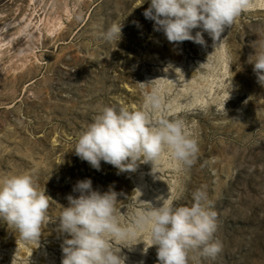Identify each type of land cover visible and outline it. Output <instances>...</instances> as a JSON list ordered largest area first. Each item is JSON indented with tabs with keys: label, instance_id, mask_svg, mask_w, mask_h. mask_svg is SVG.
Returning a JSON list of instances; mask_svg holds the SVG:
<instances>
[{
	"label": "rangeland",
	"instance_id": "obj_1",
	"mask_svg": "<svg viewBox=\"0 0 264 264\" xmlns=\"http://www.w3.org/2000/svg\"><path fill=\"white\" fill-rule=\"evenodd\" d=\"M149 3L0 0V180L31 173L54 220L78 195L77 181L91 179L93 189L118 193L122 224L163 200L190 207L201 190L222 251L199 264H264V87L248 62L264 39V0L215 49L206 32L205 46L169 43L143 15ZM112 23L123 25L119 42L102 38ZM104 107L147 110L153 123L181 119L198 141L194 163L182 168L164 152L154 168L94 169L73 148ZM58 223L42 226L37 243L0 220V264H61ZM118 243L124 264H157L147 232Z\"/></svg>",
	"mask_w": 264,
	"mask_h": 264
},
{
	"label": "clouds",
	"instance_id": "obj_2",
	"mask_svg": "<svg viewBox=\"0 0 264 264\" xmlns=\"http://www.w3.org/2000/svg\"><path fill=\"white\" fill-rule=\"evenodd\" d=\"M253 6V0H150L143 15L171 44L192 41L205 46L206 32L215 49L226 28ZM122 27L112 23L102 38L119 42ZM197 28L202 31L193 35ZM248 62L257 83L264 87V39ZM147 99L154 109L159 106L154 96ZM73 151L96 170L103 161L118 172H133L139 163L151 162L154 168L164 152L182 168H189L199 147L181 119L153 123L147 110L104 107L78 137ZM73 192L78 195L69 194L68 206L52 220L48 215L51 197L38 189L31 173L6 176L0 180V220L13 225L25 242L37 243L42 226L58 220L57 230L65 236L61 264H124L123 245L118 242L143 232L149 234L150 247H156L157 264H199L201 258L215 259L222 251L215 239L217 214L204 191L193 194L190 207L163 200L159 207L137 213L129 224L121 223L118 193L111 188L101 192L93 189L91 179H84L77 181Z\"/></svg>",
	"mask_w": 264,
	"mask_h": 264
},
{
	"label": "bare ground",
	"instance_id": "obj_3",
	"mask_svg": "<svg viewBox=\"0 0 264 264\" xmlns=\"http://www.w3.org/2000/svg\"><path fill=\"white\" fill-rule=\"evenodd\" d=\"M21 20H22V19H21ZM49 20L52 21V19H49V18H48V21H49ZM55 20H56V19H55ZM22 21H23V20H22ZM53 21H54V19H53ZM49 22H50V21H49ZM49 22H48V23H49ZM51 23H52V22H51ZM45 24H46V23H45ZM49 24H50V23H49ZM55 24H56V22H55ZM31 25H32V24H31ZM10 26H11V24H10ZM52 26H54V25H52ZM7 27H8V26H7ZM58 27H59V26H58ZM35 28H36V27H35ZM51 28H52V27H51ZM4 29H5V28H4ZM54 29H55V28H54ZM54 29H53V30H54ZM49 30H50V29H49ZM21 31H22V30H21ZM47 31H48V30H47ZM49 32H50V31H49ZM49 34H50V33H49ZM11 38H13V37H11ZM8 39H9V38H8ZM8 41H9V40H8ZM4 43H5V42H4ZM6 44H7V43H6ZM1 45H2V44H1ZM4 45H5V44H4Z\"/></svg>",
	"mask_w": 264,
	"mask_h": 264
}]
</instances>
